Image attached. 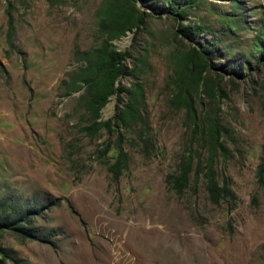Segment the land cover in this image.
Listing matches in <instances>:
<instances>
[{
  "label": "rangeland",
  "instance_id": "rangeland-1",
  "mask_svg": "<svg viewBox=\"0 0 264 264\" xmlns=\"http://www.w3.org/2000/svg\"><path fill=\"white\" fill-rule=\"evenodd\" d=\"M110 48L122 76L98 71ZM212 118L213 178L234 194L216 203ZM6 197L44 206L35 235L0 230V264H264V0H0Z\"/></svg>",
  "mask_w": 264,
  "mask_h": 264
},
{
  "label": "trees",
  "instance_id": "trees-1",
  "mask_svg": "<svg viewBox=\"0 0 264 264\" xmlns=\"http://www.w3.org/2000/svg\"><path fill=\"white\" fill-rule=\"evenodd\" d=\"M7 22L8 28L10 30L12 28V21L10 18H8ZM125 54L126 51L124 50H117L114 48L106 50L103 60L97 66L98 71H103L108 77L124 75L125 73H127V70L122 61ZM122 90L123 88L120 86L112 88L108 90L105 95L100 96L98 102L101 104L109 93L115 91L116 95H119ZM117 99H121L120 95ZM123 116V109L120 108L118 104H116L113 113L102 120L101 124L107 131H111L113 130V126H117L122 123ZM218 130V123L214 118H212L211 124L209 126L212 142L209 145L207 166L202 173L205 179L207 191L209 193V198L214 203H216L221 197L234 199V194L226 186V184L223 183L217 185L213 178V171L211 169L212 155L217 149H219L222 154L224 152V147L218 140ZM115 149L116 152L114 155V159L109 165L111 177L113 180L117 179L121 169L125 167L127 162L126 153L121 145L118 135L115 138ZM187 157H182L177 164L175 174H168L166 178V181L169 183V187L177 194L180 193L188 184V175L191 166L190 160ZM43 206V203L26 204L25 206H22L9 201L7 197L3 198V200H0V230H10L14 233L27 236L35 235L36 229L33 225L29 224L28 221L30 220V217L32 215H39ZM3 250L4 249L0 247V252L3 255H6Z\"/></svg>",
  "mask_w": 264,
  "mask_h": 264
}]
</instances>
